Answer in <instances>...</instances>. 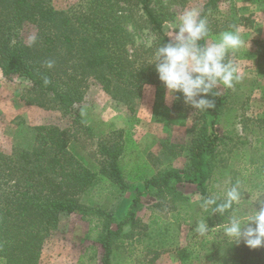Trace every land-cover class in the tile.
Here are the masks:
<instances>
[{
  "label": "trees",
  "instance_id": "obj_1",
  "mask_svg": "<svg viewBox=\"0 0 264 264\" xmlns=\"http://www.w3.org/2000/svg\"><path fill=\"white\" fill-rule=\"evenodd\" d=\"M52 1L0 0V69L5 77L18 76L31 83L24 96L26 104L48 107L53 102L77 123L82 116L75 106L83 101L91 79L113 100L126 104L130 112L144 85H155V95H163L165 87L154 65L149 64L155 49L169 39L165 24L171 19L166 5L153 7L152 0H78L57 9ZM228 1L204 3L201 14L208 21L209 38L225 30L236 31L243 22L252 24L250 16H237L235 12L231 18L210 19L218 4ZM137 15L141 19H136ZM130 24L136 30L149 28L154 42L148 47L137 45L135 34L127 29ZM27 29L34 30L29 40L25 37ZM255 46L258 60L264 61V41L256 40ZM48 62H52L51 68ZM213 92L209 99L215 101V106L198 110L188 131L185 165L170 166L145 177L135 189L126 215L117 221L109 211L91 212L80 198L100 177L119 193L131 187L120 165L127 149L122 130L98 142L101 160L97 169L85 165L69 149L73 133L53 124L35 127L31 148L0 151V264H39L46 238L57 228L60 217L71 213H80L82 218L89 213L97 216L101 264H113L116 248L126 240L144 244L153 251V259L172 250L178 252L182 264H264V248L249 250L224 236L223 224L229 213L211 215L210 210L201 207L202 197L223 198L214 191L218 181L214 169L220 146L231 138L229 132L220 129L227 93L219 86ZM175 95L179 98L173 100V109L185 112L188 105L180 94ZM258 122L264 127V114ZM259 168L264 170V164ZM181 184L195 185L199 198L192 203L178 190ZM144 196L156 199L152 209L171 202L176 218L159 223L152 215L148 223H141L137 213L144 206ZM189 206L197 209L184 212L185 220L190 222L187 237H196V226L204 221L209 229L213 228L209 233L212 237L189 240L180 247L179 215Z\"/></svg>",
  "mask_w": 264,
  "mask_h": 264
},
{
  "label": "rangeland",
  "instance_id": "obj_2",
  "mask_svg": "<svg viewBox=\"0 0 264 264\" xmlns=\"http://www.w3.org/2000/svg\"><path fill=\"white\" fill-rule=\"evenodd\" d=\"M152 1L153 7L167 6L168 19L171 20L165 24V32L170 37L172 25L183 11L189 8L201 11L207 0ZM77 2L52 1L57 9H64ZM234 12L237 16H250L252 24L243 22L236 29L244 42L230 54L238 79L232 88L218 85L227 93L220 129L229 132L231 138L220 146V154L216 158L214 177L218 181L214 183V191L223 195L227 188L239 181L245 199L239 206L243 211L249 207L251 197L264 192V170L259 168L264 164V127L258 122L264 114V61L258 60L255 46L256 40L264 41V0L222 2L209 17L227 19ZM138 16L136 19H141ZM127 29L135 34L137 45L148 47L154 42L149 28L136 30L130 24ZM33 33V29H27L26 39H31ZM30 89L31 83L28 80L18 76L5 77L0 69V151L4 153L15 148H31L35 127L53 124L73 133L69 149L85 165L97 169L101 160L97 151L100 139L119 130L123 131L127 149L120 158V165L124 179L131 187L119 193L108 180L100 177L88 193L80 198L82 203L92 209L91 212L100 209L111 212L116 221L123 218L135 189L140 187L145 177L170 166L182 168L187 162L186 146L190 140L188 131L198 117V110L189 106L185 112L173 109V100L166 98V89L158 97L155 95V85H144L135 100L134 111L130 112L126 104L113 100L97 81L91 79L83 101L75 106L82 116L77 123L71 114L63 112L53 102L48 107L26 104L24 96ZM257 167L259 169L256 170ZM177 187L190 197L192 203L199 198L195 185L181 184ZM155 200L149 196L142 197L144 206L137 213L141 223H148L152 215L159 223L176 218L171 202L163 208L152 209ZM196 209L189 206L180 212V247L189 240L203 238L199 235L190 239L187 237L190 222L185 220L184 212L189 210L192 213ZM98 225L99 220L92 213L85 218L80 213L62 215L57 228L44 242L39 264H101L102 248L96 240L100 230ZM112 227L115 228V221ZM128 229V226L124 227L125 231ZM137 231L134 230V233ZM207 236L209 239L212 237L211 234ZM153 257V251L146 249L144 244L126 240L116 248L113 264H182L178 252L172 250Z\"/></svg>",
  "mask_w": 264,
  "mask_h": 264
},
{
  "label": "clouds",
  "instance_id": "obj_3",
  "mask_svg": "<svg viewBox=\"0 0 264 264\" xmlns=\"http://www.w3.org/2000/svg\"><path fill=\"white\" fill-rule=\"evenodd\" d=\"M172 28L168 41L155 49L149 65H154L158 80L167 91V99H178L175 95L178 93L192 109L213 108L215 101L209 99L214 95L213 90L218 85L232 88L238 79L230 54L244 43L239 32L225 30L207 39L210 36L208 21L198 8L184 10ZM47 67L51 68L52 62H48ZM261 197L264 192L255 194L250 198L249 207L241 211L239 206L245 199L237 181L227 188L222 199L202 197L201 207L210 210L211 215L229 213L223 224L224 236L232 244L242 243L249 250H256L264 248V199ZM212 229L205 221L196 226L201 237L207 236Z\"/></svg>",
  "mask_w": 264,
  "mask_h": 264
}]
</instances>
